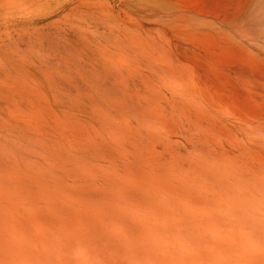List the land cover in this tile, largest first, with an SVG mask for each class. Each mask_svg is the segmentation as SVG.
Returning a JSON list of instances; mask_svg holds the SVG:
<instances>
[{
  "label": "rangeland",
  "instance_id": "obj_1",
  "mask_svg": "<svg viewBox=\"0 0 264 264\" xmlns=\"http://www.w3.org/2000/svg\"><path fill=\"white\" fill-rule=\"evenodd\" d=\"M263 224L264 0H0V264H264Z\"/></svg>",
  "mask_w": 264,
  "mask_h": 264
},
{
  "label": "bare ground",
  "instance_id": "obj_2",
  "mask_svg": "<svg viewBox=\"0 0 264 264\" xmlns=\"http://www.w3.org/2000/svg\"><path fill=\"white\" fill-rule=\"evenodd\" d=\"M258 223H259V222H258ZM263 225H264V224H263ZM241 230H242V229H241ZM237 231H238V230H237ZM251 232H252V231H251ZM234 234H238V232H237V233H234ZM220 235H221V234H220ZM223 235H224V234H223ZM223 237H224V236H223ZM225 237H228V235L225 236ZM230 237H231V236H230ZM237 237H238V236H237ZM239 237H240V236H239ZM239 237H238V239H239V241H240V238H239ZM260 237H261V238L263 237L262 239H264V232L262 233V236H260ZM233 238H234V237H233ZM245 238L247 239V237L243 236L241 239H245ZM252 238H253V237H252ZM256 238H258V237H256ZM217 239H218V238H217ZM217 239H215L216 241H215V240H213V241H215V242L217 243ZM224 239H227V238H224ZM238 239H237V240H238ZM253 239H254V238H253ZM248 240H250V239L248 238ZM248 240H246V241H247V242H250V241H248ZM218 241H219V240H218ZM227 241H228V240H227ZM241 241H242V240H241ZM246 241L239 242V243H238V246H237V245H233V246H231V245H232V243H231L230 245L227 246V248H228L229 246H231L230 248H231V250L233 249V252H234V250H235L234 248H236V249L238 250L237 252H239V253L241 252L242 249L245 248V249H247V250H243L241 253H243L244 255H247V256H249V257H259V256H264V249H262V250H258V251H257V249H261L262 247H259V248H258V246H257L258 244H257V245H256L257 249L255 250L256 252L254 251V249H255L256 247H254V249L251 251V249L249 248L250 244H249V245H248V244H245V245L243 244V242H246ZM222 242H223V240H222ZM219 244H220V243H217V245H219ZM221 244H222V243H221ZM225 244H227V243H225ZM246 245H248V247H247ZM254 245H255V244H254ZM254 245H253V243H252L251 246L253 247ZM251 246H250V247H251ZM222 247H223V244H222ZM222 247L219 246V249L222 250ZM231 250H230V251H231ZM222 251H223V253H224L226 250H225V251L222 250ZM222 251H220V253H221ZM228 251H229V250H228ZM230 251H229V253H232V251H231V252H230ZM248 251H249V252H248ZM226 252H227V251H226ZM237 252H236V253H237ZM229 253H228V254H229ZM241 253H240V255H241ZM217 254H219V253L217 252ZM228 254L225 253V254H220V255H222V256L224 255V256L226 257V255H228ZM229 255H230V254H229ZM232 255H233V253H232ZM240 255L238 254V257H239ZM233 256H234V255H233ZM233 256L231 257V255H230V256H227V257L231 258V259H230V261H231V260H233V259H232ZM216 257L218 258V256H216ZM216 257H215V258H216ZM219 257H220V256H219ZM234 257H235V256H234ZM215 258H214V259H215ZM217 258H216V259H217ZM220 258H221V257H220ZM236 259H237V258H236ZM218 260H219V259H218ZM225 260H226V259H225ZM225 260H223V261L225 262ZM237 260H238V259H237ZM223 261L221 260L220 262L222 263ZM228 261H229V259H228ZM230 261H229V262H230ZM234 261H236V260L234 259ZM239 261H240V260H239ZM220 262H219V263H218V262H216V263L214 262V263H215V264H221ZM224 262H223V263H224ZM231 262H233V261H231ZM238 263H239V262H238ZM238 263H237V264H238Z\"/></svg>",
  "mask_w": 264,
  "mask_h": 264
}]
</instances>
